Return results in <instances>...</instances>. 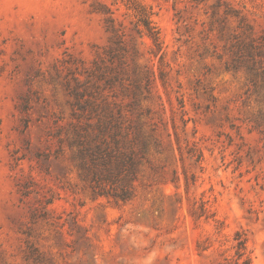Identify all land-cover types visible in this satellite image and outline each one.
<instances>
[{
  "label": "rangeland",
  "instance_id": "374dc122",
  "mask_svg": "<svg viewBox=\"0 0 264 264\" xmlns=\"http://www.w3.org/2000/svg\"><path fill=\"white\" fill-rule=\"evenodd\" d=\"M101 122L103 192L74 144ZM237 234L264 264V0H0V264H220Z\"/></svg>",
  "mask_w": 264,
  "mask_h": 264
},
{
  "label": "trees",
  "instance_id": "16d2710c",
  "mask_svg": "<svg viewBox=\"0 0 264 264\" xmlns=\"http://www.w3.org/2000/svg\"><path fill=\"white\" fill-rule=\"evenodd\" d=\"M138 13V26H143L145 30L147 31V35L151 37L155 42L159 41V32L156 30L153 32L151 21L149 20L148 15L144 12L143 9L134 8ZM104 122H101L100 124V131L98 135L96 136V139L99 141L98 145L96 146L95 150H90L91 148L87 146L83 141L74 142V144H77L81 147V150L79 152V157L82 160L81 167L82 169H87L85 158L89 156L92 160L93 167L89 168L91 171V181L94 183L95 187L94 189L101 191H105V184H111L114 186L116 182L119 181L120 176L114 175V172L111 170V165L114 159L119 158V156H116L112 152H109L108 150V143L105 140V136L107 134V127L103 124ZM108 124H111L109 121ZM116 135V134H115ZM115 135L113 138H115ZM99 166L103 167V171L106 174H103L104 172L100 169H98ZM120 175V173H119ZM114 188V187H112ZM127 194H123V197H126ZM236 244L234 246L235 249V257L234 260L231 261L227 258H225L220 264H252V258L247 253V243L245 240H241V235L237 234L235 238Z\"/></svg>",
  "mask_w": 264,
  "mask_h": 264
}]
</instances>
